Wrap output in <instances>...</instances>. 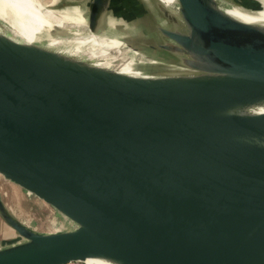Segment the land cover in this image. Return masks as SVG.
Listing matches in <instances>:
<instances>
[{"label":"water","instance_id":"1","mask_svg":"<svg viewBox=\"0 0 264 264\" xmlns=\"http://www.w3.org/2000/svg\"><path fill=\"white\" fill-rule=\"evenodd\" d=\"M129 1L142 20L124 31L114 0H85L88 32L115 27L177 70L122 73L0 32V176L67 226L35 231L0 196L22 239L0 264H264V24L214 0Z\"/></svg>","mask_w":264,"mask_h":264},{"label":"rangeland","instance_id":"2","mask_svg":"<svg viewBox=\"0 0 264 264\" xmlns=\"http://www.w3.org/2000/svg\"><path fill=\"white\" fill-rule=\"evenodd\" d=\"M40 2L45 8L55 10L64 7H77L80 13L86 19L85 0L80 3L68 2L65 0H40ZM115 4L116 3L114 1L112 12L109 13L107 22L111 24H118L119 21L126 19V17L127 19L128 17H131V20L134 22H139L142 20L141 17L138 16L137 12L127 15L121 14L119 15V18L115 19L113 16L115 9H117ZM227 5L238 7L247 12L257 11L262 8V5L258 0H231L229 2H225V4L223 3L221 6L227 7ZM128 9L124 10L126 11ZM122 21L124 24L128 23L127 20ZM84 26L85 24L83 23H64L63 30L58 31L57 34H52L50 32H48V34H42L41 38L43 40L39 41L37 44L41 45V43H46L44 40H46V37L50 35L56 37L57 39L60 38L59 36H66V38L70 40H67L68 43H66V45L58 44L59 47L56 51L67 55L72 53V55L75 54L74 56L76 58L87 60L92 63H100L118 69L122 68L120 64L124 63L125 58L129 57L132 60L131 70L138 73L159 74L178 69L176 63L170 60L169 56L162 52L158 53L156 51L153 52L146 49H141V52L144 55H147L148 61L135 58L137 57V54L134 51H130L128 54L125 53V35L123 36L122 33H120L119 30H116L114 26V28L107 25L103 27L102 30L97 34L98 39L96 42L89 38V34L84 31ZM1 32L13 39L22 40L23 38L10 25H6ZM140 35L146 36L144 32H142ZM11 185L12 184L0 176V196L7 205L9 212L15 218L38 232L57 231L67 228V226L62 220H60V218L57 217L54 210L49 205L44 204L33 196L27 200L23 196H20L19 190L11 187ZM0 225H2V227L5 229L4 231H0V236L4 232L7 233V236L15 234V232L7 224H5L1 218Z\"/></svg>","mask_w":264,"mask_h":264},{"label":"bare ground","instance_id":"3","mask_svg":"<svg viewBox=\"0 0 264 264\" xmlns=\"http://www.w3.org/2000/svg\"><path fill=\"white\" fill-rule=\"evenodd\" d=\"M120 9H126L127 6L130 4L129 0H116ZM164 5L168 6L169 8L176 9V1L175 0H159ZM260 1L262 8L253 11L247 12L238 7L228 6L222 7L221 5L224 3L225 0H214V3L221 7L223 11H225L230 16L247 23L252 24H264V0ZM72 23V24H85L84 31L89 34V38L93 39L94 42L98 39L97 34H90L87 30L86 19L80 13L77 7H64L61 9H50L45 8L40 0H0V32L6 25H10L14 28L17 33H19L23 38L22 40H18L24 43H32L37 44L39 41L43 40L41 38L42 34H48L54 26L62 27L64 23ZM60 38L57 39L54 36L46 37L44 40L46 43H41L42 47L58 50V44H65L68 43L66 36H59ZM17 41V39H14ZM109 40V39H108ZM125 53L128 54L130 51H134L137 54V59L148 61L147 55H144L139 50H134L125 46ZM126 54V55H127ZM74 56L71 54H68ZM75 57V56H74ZM132 60L128 57L125 58V62L121 63L120 65L122 68H114L122 73L127 74H139L138 72H134L131 67ZM96 65L103 66V67H110L107 65H103L100 63H96ZM113 68V67H111ZM260 112H264V106L259 108ZM40 227V226H39ZM48 231V230H47ZM88 262H92L94 264H111L105 260L101 259H94V258H87Z\"/></svg>","mask_w":264,"mask_h":264},{"label":"crops","instance_id":"4","mask_svg":"<svg viewBox=\"0 0 264 264\" xmlns=\"http://www.w3.org/2000/svg\"><path fill=\"white\" fill-rule=\"evenodd\" d=\"M115 1V7L117 8V9H115V13H114V16H115V19L116 18H119V15H121V14H132V13H135V11H134V7H133V3H131L130 2V4L127 6V8L126 9H128V10H124V9H120V7L118 6V4H117V1L116 0H114ZM131 6V7H130ZM121 10V11H120ZM123 10V11H122ZM123 12V13H122ZM129 16V15H128ZM124 17V16H123ZM132 18L131 17H128V19H127V17H126V19H122V20H127V21H133V20H131ZM119 21L118 22V24L116 23V25L120 28V29H122V30H126V31H128V28L129 29H131V28H133V26L131 25V24H128V23H126V24H124V22L123 21ZM125 34H123V36H124ZM125 37V36H124ZM3 200V199H2ZM3 202H4V200H3ZM4 204H5V202H4ZM6 205V204H5ZM6 207H7V205H6ZM8 208V207H7ZM5 229H4V227H2V225H0V231H4ZM58 231V230H57ZM57 231H49V232H41V233H54V232H57ZM7 233H3V234H1V238H0V249L1 248H4V247H8V246H11V245H13V244H16V243H18V242H20L22 239L21 238H19L17 235H6ZM10 234V233H9ZM12 234V233H11ZM3 235V236H2Z\"/></svg>","mask_w":264,"mask_h":264},{"label":"built area","instance_id":"5","mask_svg":"<svg viewBox=\"0 0 264 264\" xmlns=\"http://www.w3.org/2000/svg\"><path fill=\"white\" fill-rule=\"evenodd\" d=\"M66 264H94V263L88 262L87 260H79V261H71Z\"/></svg>","mask_w":264,"mask_h":264},{"label":"flooded vegetation","instance_id":"6","mask_svg":"<svg viewBox=\"0 0 264 264\" xmlns=\"http://www.w3.org/2000/svg\"><path fill=\"white\" fill-rule=\"evenodd\" d=\"M149 51H153V52H154V50H153V49H149Z\"/></svg>","mask_w":264,"mask_h":264}]
</instances>
